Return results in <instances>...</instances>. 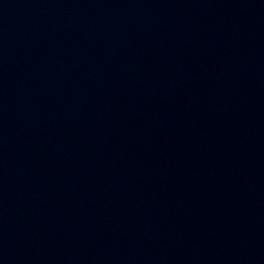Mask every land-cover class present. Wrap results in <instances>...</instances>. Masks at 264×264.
Here are the masks:
<instances>
[{"label":"water","instance_id":"water-1","mask_svg":"<svg viewBox=\"0 0 264 264\" xmlns=\"http://www.w3.org/2000/svg\"><path fill=\"white\" fill-rule=\"evenodd\" d=\"M0 264H264V0H0Z\"/></svg>","mask_w":264,"mask_h":264}]
</instances>
